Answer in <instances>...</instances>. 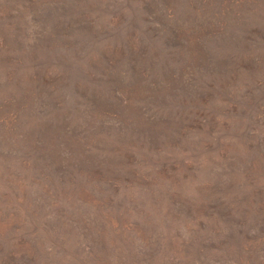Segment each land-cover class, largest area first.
Here are the masks:
<instances>
[{
  "label": "rangeland",
  "instance_id": "obj_1",
  "mask_svg": "<svg viewBox=\"0 0 264 264\" xmlns=\"http://www.w3.org/2000/svg\"><path fill=\"white\" fill-rule=\"evenodd\" d=\"M0 264H264V0H0Z\"/></svg>",
  "mask_w": 264,
  "mask_h": 264
}]
</instances>
